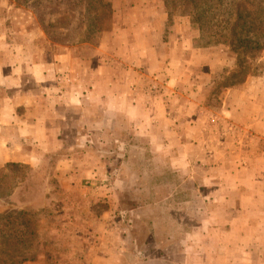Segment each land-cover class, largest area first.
Instances as JSON below:
<instances>
[{
    "label": "rangeland",
    "instance_id": "1",
    "mask_svg": "<svg viewBox=\"0 0 264 264\" xmlns=\"http://www.w3.org/2000/svg\"><path fill=\"white\" fill-rule=\"evenodd\" d=\"M0 1L14 4L13 15L26 27L43 31L46 48L75 47L88 61L97 56L103 33L115 24L114 2L108 0L112 16L94 39L81 34L74 44L57 43L48 38L28 2ZM118 1L121 15L131 17L127 0ZM152 1L167 11L164 0ZM181 16L192 26L188 37L193 47H214L210 63L205 62L209 54H201L194 63L197 58L190 49L170 41L171 26ZM132 22L116 26L122 37ZM163 38L171 42L164 50L170 76L157 62H133L123 68L144 71L145 80L132 79L135 97H167L173 118L161 128L173 133L166 140L180 150L161 151L157 142L163 131L120 116L114 104L102 113V120L99 106L94 107L91 131H80L77 110L72 123L76 131H67L65 121L63 142L46 153L40 166L16 163L0 168V229L4 224L9 232L4 238L0 232V264H189V257L210 255L216 238L211 230L214 214L235 215L252 208L251 195L241 186L225 182L217 187L205 180L219 172L218 163L226 177L240 165L264 179V70L228 86L237 70L236 54L227 44L205 45L188 15L175 14L171 23L167 19ZM179 68L187 71L181 78L171 76V70ZM194 102L199 106H192ZM228 107L233 110L230 116ZM262 187L264 191V182ZM259 203L255 213L264 208L262 199ZM7 215L13 216L6 223ZM19 215L24 232L20 239L13 228ZM261 223L259 217L257 224Z\"/></svg>",
    "mask_w": 264,
    "mask_h": 264
},
{
    "label": "crops",
    "instance_id": "2",
    "mask_svg": "<svg viewBox=\"0 0 264 264\" xmlns=\"http://www.w3.org/2000/svg\"><path fill=\"white\" fill-rule=\"evenodd\" d=\"M113 2L114 27L103 33L97 56L88 61L77 54L75 47L55 44L46 48L43 31L26 27L21 18L13 15L16 6L0 1V168L16 163L40 166L46 153L63 142L60 135L65 131V121L67 131H76L72 123L77 110L81 112L79 119L83 125L80 131H91L89 126L96 105L101 110L100 120L109 104H114L120 116H130L138 123L143 121L142 125L153 131H163L161 126L173 118L169 116L168 99L162 94L152 101H145L141 95L135 97L131 89L132 79L145 80L144 71L123 68L124 64L133 62L136 65L157 62L168 72L169 54L166 55L164 50L171 42L167 43L163 38L168 19L164 5L158 7L152 0H127L126 10L131 13V17H127L121 15L119 1ZM121 22H132L133 25L131 31L124 30V34L127 33L124 37L116 27ZM171 27L170 41L190 49L193 57L197 58L194 63H198L201 54H209V60L205 62L210 63L214 47L192 46L193 39L188 37L192 26L188 18L177 17ZM122 38L123 46L120 44ZM157 47L163 48V52H156ZM186 71L185 68L171 70V76L174 74L181 78ZM168 74L170 76V72ZM97 90L98 95H95ZM194 104L192 106L198 107L200 103ZM101 108L105 110L102 112ZM232 113L229 108L227 116ZM172 135L170 131H163L158 136L161 151L174 154L180 150L177 144L167 142V137ZM197 164L200 165L199 162ZM239 166L232 167L233 171L226 177L218 163L219 172H213L205 182L211 181L217 187L225 182L241 186L246 190L244 194L251 195L252 208L249 211L242 209L235 215L227 212L214 214L216 222L211 230H215L216 238L210 255L201 257L196 254L187 258V263L264 264V223L257 224L259 217L264 221V208H259V213L253 210L259 206V200L264 201V179L250 168L244 171L245 167Z\"/></svg>",
    "mask_w": 264,
    "mask_h": 264
},
{
    "label": "trees",
    "instance_id": "3",
    "mask_svg": "<svg viewBox=\"0 0 264 264\" xmlns=\"http://www.w3.org/2000/svg\"><path fill=\"white\" fill-rule=\"evenodd\" d=\"M36 10L42 27L54 42L74 44L75 36L94 39L113 13L108 0H20ZM171 23L175 14L190 16L198 26L204 44H227L237 56V70L228 86L245 81L249 73L264 70V0H164ZM67 18V19H66ZM67 20V21H66ZM13 216V215H11ZM4 216V220L11 218ZM14 217L16 238L23 237L22 222ZM1 237L9 232L2 225ZM33 233L36 232V225ZM9 230V229H8ZM22 261L19 262L21 264Z\"/></svg>",
    "mask_w": 264,
    "mask_h": 264
}]
</instances>
